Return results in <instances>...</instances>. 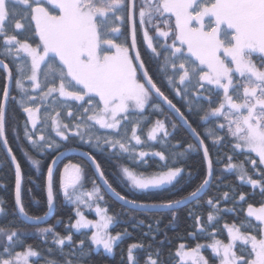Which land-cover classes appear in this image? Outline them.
I'll return each instance as SVG.
<instances>
[{
    "label": "snow or ice",
    "instance_id": "snow-or-ice-1",
    "mask_svg": "<svg viewBox=\"0 0 264 264\" xmlns=\"http://www.w3.org/2000/svg\"><path fill=\"white\" fill-rule=\"evenodd\" d=\"M125 26L130 32L131 44H128L127 38L117 42L119 36L125 35L122 31ZM153 29L154 35L150 34ZM138 31L143 33L144 44L157 58L159 71L168 86L184 101L188 110L198 107L203 97L208 101L209 108L201 120L223 118V122L203 135L211 139L213 145L222 144L226 137L233 142V155H229L225 169L237 170L240 181L250 184L253 189L260 188L261 195H264V168L260 167L264 165V0H140L139 5L137 0H0V69L4 73L0 95V144L7 149V155L15 165V204L12 211L17 219L23 217L24 221L38 224L48 212L32 215L23 200L21 165L6 136V111L10 98L26 115L22 124V139L34 152L41 155L54 153L52 163L47 166L48 209L54 204L53 165L56 158L63 155L61 149L70 138H77L79 143L99 150L106 147L117 155L129 154L130 159L144 162L143 158L148 153L137 152L131 142L135 141V145L144 143L138 131L146 122L144 113L147 106L163 111L159 103H152L156 98L187 125L203 149L207 169L195 190L180 199L160 202L130 199L112 187L94 156L87 152L83 155L95 166L108 191L123 201V206L137 211L172 210L175 219L176 208L197 199L211 184L214 168L210 148L205 139H201L202 134L157 86L145 68L137 50ZM37 38L38 42H35ZM132 52H135L134 57ZM5 61L16 67V96L10 97L13 72ZM140 72L142 77L138 75ZM205 92L210 95L204 96ZM213 95L218 102L212 99ZM213 103H216L215 107L211 106ZM65 108L68 109L67 123L62 118ZM41 112L44 113L43 119ZM129 124L130 136L127 130ZM171 127L176 129L177 124L172 123ZM121 129L124 130L123 135ZM225 130V135L217 134ZM13 131L19 136V126ZM170 135L165 120L157 119L147 130L148 141ZM193 146L189 144L188 148ZM236 150L241 151L237 153ZM250 154H254L255 158ZM24 155L34 165L40 164L28 151ZM152 155L164 161L154 173L121 167L122 178L127 181L128 187L148 190L174 186V182H178L183 169L169 166L168 157L162 151ZM183 155V152L176 153L174 158ZM236 155H244L245 160L233 163ZM246 164L251 165V173ZM83 171L80 164H66L60 173V190L76 205V220L74 223L70 221V227L77 231L93 229L89 237L92 245L102 246L106 252L112 253L113 245L122 233L115 236L109 234L108 228L114 217L108 215L99 203L95 207L97 220L87 219L80 210V205L91 208L92 202L104 199L95 179L91 181V191L82 190ZM253 175L260 178L254 179ZM85 196L87 199H84ZM245 197L246 194L241 192L238 200L244 201ZM223 198L228 200L231 197L225 192ZM218 203L219 200L214 202L212 198L207 201L216 213H208L209 222L216 220L222 211L217 207ZM224 210L234 211L235 207ZM4 211L5 208L0 207V212ZM195 219L197 228L203 233L205 228L201 217L196 216ZM149 229L151 231V226ZM223 229L227 232V242L216 238L214 229L209 234L211 242L206 245L197 243L189 248L181 243L175 252V256L179 257L177 264H210L201 252L205 247L211 249L218 264H264V202L259 206L248 203L246 217L240 224L225 223ZM37 231L41 235L52 233L57 246L72 241L71 235L54 233L52 226ZM18 232L15 222H9L7 228H0V235L3 236V241H0V264H30L29 257L40 255L31 245L13 254L12 247L19 241ZM237 242H240L239 245ZM78 243L80 247L69 253H64L62 248L57 249L61 259H46L45 264H82L85 241ZM142 247L139 243L128 246L127 264H139L133 250ZM48 251L52 253L53 249ZM145 264L162 262L149 254Z\"/></svg>",
    "mask_w": 264,
    "mask_h": 264
},
{
    "label": "trees",
    "instance_id": "trees-1",
    "mask_svg": "<svg viewBox=\"0 0 264 264\" xmlns=\"http://www.w3.org/2000/svg\"><path fill=\"white\" fill-rule=\"evenodd\" d=\"M140 0H137L139 5ZM137 12V24L139 22ZM174 24V21H173ZM125 35L119 36L120 42L127 38L129 44V31L127 26L124 29ZM150 34L154 35V29L150 31ZM20 38H23L22 36ZM138 50L141 53V58L145 62V68L149 74L154 78V82L157 86L164 91L165 95L172 99L173 103L184 112L189 123L200 132L201 138L205 139L206 145L210 148L211 159L213 161L214 175L212 181L206 192L193 202L175 209L176 218L173 219L172 210L165 211H137L125 207L112 198H110L101 188V194L104 199L100 201L101 208L107 210V214L114 217L112 225L109 227V233L115 236L117 233H122L120 239L113 245L112 253H108L103 250L102 247L96 248L92 245L89 237L92 234L91 229L74 230L70 227V221L72 223L76 220L74 202L68 200L62 191L60 190V173L66 163L72 162L74 164H80L83 166V191H91L93 184L91 181L97 178L94 174L91 166L82 158L77 156H70L66 160L62 161L54 174L55 190H54V213L53 217L43 225H28L24 223L20 218L17 219V215L13 214L14 208V193H15V172L13 167L4 152L0 144V200L3 204L0 207H4L5 211L0 212V228H7L9 222H15L19 227V241L12 247L13 254L16 251H23L28 245H31L33 250L40 253L36 257H29L30 264H45L46 259H61L59 252L56 251L62 248L64 253H69L72 249H76L79 246V241L84 240L83 250L85 258L82 264H127V249L132 243L142 244L144 247L134 249L133 255L139 264H145L149 254L152 257L158 258L162 264H177L179 257L175 256L176 249L181 243H184L187 247H195L197 243L208 244L211 242L209 234L215 229L218 239L227 241V232L223 229L225 223L240 224L241 220L246 217V209L248 203H252L254 206H259L261 202H264V195H261L260 188H255L244 182L240 181L237 177L239 172L237 170H226L225 165L229 162V155H233L232 141L226 137L222 144L213 145L211 139L206 138L203 133L209 129L214 128L218 123L223 122V118H212L202 121L201 116L205 115V110L209 108V103L203 97L200 98L199 106L193 107L192 111L188 110V106L184 101L176 96L175 92L168 86L163 74L160 73L158 68V60L151 52L150 49L144 44L143 33L138 31ZM163 42V38H160ZM35 42H38V38ZM170 42V41H169ZM162 59V57L160 58ZM10 69L13 72V81L11 88V96H16L15 90V76L16 67L10 61ZM16 63H19L17 61ZM4 73L0 69V95H2ZM211 87V86H208ZM210 93L205 92L204 96H208ZM222 95V92H221ZM212 99L218 102L216 96H212ZM75 103V102H70ZM152 103H159L163 111H156L151 106L146 107L144 118L146 122L142 125V130L138 131L141 135V139L144 142L142 145H135V141H132V145L135 146L136 151L146 152L147 156L143 158V163L139 160H132L129 158V154L117 155L114 151L99 150L89 147L86 144L79 143L77 138H70L67 142H64L62 149L75 147L85 150L90 153L100 164L101 170L104 172L106 179L109 183L119 191L122 195H127L130 199L143 202H160L168 199H180L186 196L189 192L195 190L202 182L206 173V164L202 154L195 141L190 134L184 129V127L177 121V119L170 113L157 99H154ZM49 111L51 110V101H49ZM216 106V103L211 105ZM67 111L65 108L62 111V118L64 122L67 120ZM41 119H43L44 113H40ZM136 119V117H133ZM157 119L165 120L168 130L171 133L170 137L158 139L156 141H148L147 130ZM26 120V115L22 112L19 105L14 100L9 99L6 111V136L9 142V146L12 148L14 154L17 157V161L21 165L22 169V197L25 204L28 206L29 213L32 215H43L48 210L46 206V173L47 166L52 161L54 153H47L41 155L32 151L31 146L24 141L22 124ZM176 123L177 128L172 129L171 124ZM19 126V136L13 131V128ZM128 135H131V125H127ZM50 131V129L48 130ZM101 133L104 130H100ZM123 129H121V135H123ZM225 131H218L217 134L225 135ZM54 136V133L52 134ZM162 137V134H160ZM59 140L58 137H56ZM194 145L192 148H188V145ZM61 149V150H62ZM28 151L32 157L40 161L39 165H34L25 155L24 152ZM118 151V150H117ZM162 151L168 157L167 163L169 166L181 167L183 173L178 177V182H174L173 185H168L162 188H153L148 190H133L127 186V181L122 178L121 167L129 166L136 169L138 172H144L151 174L159 170L158 166L162 165L164 161H160L159 157L152 155L154 152ZM239 153L241 150H236ZM183 152V156L174 158V154ZM254 157V154H250ZM255 158V157H254ZM258 159V158H256ZM245 160L244 155L234 156L233 163H240ZM249 173L252 172L250 164H246ZM264 168L263 165L260 166ZM254 179H259L258 175H253ZM31 190V191H29ZM225 192L229 193L231 197L228 200L223 198ZM246 194L244 201H239L238 197L240 193ZM212 198L213 201L219 200L218 208L222 209L219 212L217 219L209 222L208 213L211 211L216 215L215 210L212 209L207 201ZM84 199H87L85 196ZM38 201V202H34ZM235 201V204H234ZM234 211H226L224 209H232ZM80 210L85 213L89 218H96L97 214L94 212L93 205L91 208L80 205ZM192 213V215H190ZM196 216L201 217L202 224L205 228L203 233L196 226ZM143 221V223H139ZM256 223L255 221H253ZM48 226L53 227L54 233H58L60 236H72V241H65L63 246H57L53 242L52 233H44L41 235L37 229L46 228ZM151 226V231L149 229ZM11 230V229H9ZM147 233V235H145ZM153 235L155 239L153 240ZM0 241H3V236L0 235ZM163 241V243H161ZM151 244V247H148ZM239 245V243H238ZM53 249L50 253L48 250ZM203 255H205L210 264H215L218 260L214 257L211 249L205 247L201 249ZM159 253V257L157 256ZM76 255H80L77 251Z\"/></svg>",
    "mask_w": 264,
    "mask_h": 264
},
{
    "label": "water",
    "instance_id": "water-1",
    "mask_svg": "<svg viewBox=\"0 0 264 264\" xmlns=\"http://www.w3.org/2000/svg\"><path fill=\"white\" fill-rule=\"evenodd\" d=\"M129 44H131V35H130V32H129ZM137 50H138V48H137ZM139 51V50H138ZM132 54V56L134 57L135 56V52H132L131 53ZM11 70V69H10ZM138 75L140 76V77H142V72H140V73H138ZM11 88H12V82H11V84H10V93H11ZM170 113H172V115L177 119V121L184 127V129L190 134V136L192 137V139L195 141V143L197 144V146L199 147V142L195 139V137H193L192 136V134H191V132H190V130L188 129V127H187V125H185V124H183V122L182 121H179V118L175 115V113L174 112H172V110H170L169 108H168V106L166 105V104H164L163 103V101H161V100H159V98H156ZM202 139V138H201ZM1 146H2V148H3V150H4V152L6 153V155H7V149H5L4 147H3V145L1 144ZM199 149L202 151V154H203V149L202 148H200L199 147ZM62 152H63V155L62 156H58L57 158H56V163L53 165V168H54V174H55V172H56V170H57V167L59 166V164L62 162V161H64V160H66L68 157H70V156H77V157H80V158H82V159H84L90 166H91V168L93 169V171H94V174H95V176H96V178H97V181H98V183H99V185L101 186V188L103 189V191L110 197V198H112L113 200H115L116 202H118L119 204H121V205H123V201H120V200H118L110 191H108V189L106 188V186H104V184H103V182L99 179V174L95 171V166L94 165H92L91 164V162L88 160V158L87 157H85L84 155H83V153H85L86 151L85 150H83V149H80V148H75V147H70V148H66V149H62L61 150ZM88 153V152H87ZM90 154V153H89ZM91 155V154H90ZM7 157H8V159H9V161H10V163H11V165H12V167H13V170H14V172H15V165L14 164H12V162H11V158L7 155ZM204 157V156H203ZM50 163H52V161L50 162ZM205 164H206V162H205ZM206 169H207V165H206ZM106 178V177H105ZM46 179H47V173H46ZM211 181H212V178H211ZM210 186V185H209ZM209 186H207L200 194H199V196H198V198L200 197V196H202L205 192H206V190L208 189V187ZM15 194V193H14ZM197 198V199H198ZM194 200H196V199H194ZM194 200H192V201H189V202H186L185 204H183L182 206H179L178 208H181V207H183V206H185V205H187V204H189V203H191V202H193ZM15 202V201H14ZM54 202H55V199H54ZM125 207H128V208H131L130 206H125ZM178 208H176V209H178ZM132 209V208H131ZM165 210H167V209H151V210H147V211H165ZM47 212H48V215H47V217H45V219L43 220V221H40L38 224H33L32 222H27V221H24V219H23V217H19L24 223H26V224H28V225H32V226H38V225H43V224H45V223H47L52 217H53V213H54V204H53V207L51 208V209H48L47 210Z\"/></svg>",
    "mask_w": 264,
    "mask_h": 264
},
{
    "label": "rangeland",
    "instance_id": "rangeland-1",
    "mask_svg": "<svg viewBox=\"0 0 264 264\" xmlns=\"http://www.w3.org/2000/svg\"><path fill=\"white\" fill-rule=\"evenodd\" d=\"M66 164H74V163H72V162H68V163H66ZM65 164V165H66ZM263 167H264V165H263ZM63 170H64V167L62 168V171L61 172H63ZM83 175V174H82ZM166 186H168V185H165V186H162V187H166ZM162 187H160V188H162ZM63 193V192H62ZM97 203H99V205H100V200H96V201H94V202H92V205H93V209H94V212H95V207H96V204ZM100 207H101V205H100ZM83 214H84V216L87 218V219H89V220H97L98 219V216L96 217V218H89V217H87L86 215H85V213L84 212H82ZM113 223V222H112ZM112 223L109 225V227L112 225ZM88 229H91V228H87V230ZM74 230H76V229H74ZM80 230H85V229H80ZM92 231H93V229H91ZM108 232H109V228H108ZM110 234V233H109ZM227 242V241H226ZM238 243H240V242H237V244ZM96 248H100V247H102V246H95ZM103 248V247H102ZM104 250V249H103ZM203 254V253H202ZM206 257V256H205ZM207 258V257H206ZM215 264H218V261L215 263Z\"/></svg>",
    "mask_w": 264,
    "mask_h": 264
}]
</instances>
